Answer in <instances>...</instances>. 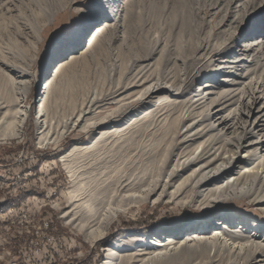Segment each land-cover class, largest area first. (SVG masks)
<instances>
[{
    "label": "rangeland",
    "instance_id": "374dc122",
    "mask_svg": "<svg viewBox=\"0 0 264 264\" xmlns=\"http://www.w3.org/2000/svg\"><path fill=\"white\" fill-rule=\"evenodd\" d=\"M102 1L0 0V105L14 114L25 101L29 110L19 134L13 114L0 126V264H104L109 246L117 249L115 264H243L239 244L251 245V237L264 236V175L248 178L233 196L208 208L192 203L191 186L171 195L182 179L161 199L162 190L150 197L147 190L164 174L177 131L184 134L192 122L203 129L209 123L203 120L207 110L214 123L228 115L235 122L246 120L241 112L249 109L238 100L250 91L264 93V0H117L115 9ZM96 18L95 25L87 24ZM254 44L259 46L246 52ZM85 51V59L56 77L49 96L51 141L43 143L37 125L42 75H53L59 62H73L72 55ZM50 57L55 60L49 73L42 74ZM15 66L34 75L15 78ZM139 72L170 91L158 92L143 105L125 101V86ZM204 85L214 94L200 96ZM230 91L236 96L221 110ZM263 104L264 97L254 110ZM83 111L82 122L74 125ZM237 132L227 130L226 137ZM258 137L247 140L259 143L255 147L264 155V139ZM180 147L176 154L194 146ZM72 150L79 182L64 165ZM239 155L244 158L246 152ZM248 162L245 158L223 181ZM122 185L132 197H115ZM77 188L86 195L97 192L100 200H85L80 209L73 196ZM256 196L263 202L255 203ZM220 220L225 225L216 226ZM48 222L56 248L46 238ZM188 232L201 237L218 232L219 240L163 260L157 257L162 247L149 244L156 237L183 238Z\"/></svg>",
    "mask_w": 264,
    "mask_h": 264
},
{
    "label": "bare ground",
    "instance_id": "6f19581e",
    "mask_svg": "<svg viewBox=\"0 0 264 264\" xmlns=\"http://www.w3.org/2000/svg\"><path fill=\"white\" fill-rule=\"evenodd\" d=\"M102 2L104 3V5H110V6L112 5L111 9H115L119 6L117 4V0H103ZM98 16L100 15L93 16L92 18H95ZM99 19L100 18L90 19L87 22V24L90 26H93L97 22H99ZM37 34L39 36V32ZM258 40L259 38L256 39V41ZM78 43H82V41L78 40ZM84 45L86 47L88 46L87 41H85ZM256 46H259V44H254L246 52L254 51V47ZM87 54L88 52L85 51V52H82L80 56H78V54L72 55L71 60L74 59L73 62H69V63L59 62L58 68H55V73L53 75L51 74V76H49L43 83L41 87L42 93L40 94L42 96V99L39 105L38 118H37V125L39 127V131H41L39 133L41 142L44 143L47 141H51V139L48 138V134L50 132L51 126L54 123L52 124L53 117H51L52 110L50 108L51 104L49 101V96L52 94L54 86L57 83L56 77L58 75L59 77L62 75L63 76L67 75V72L69 71L70 67L73 64L77 63L79 60L85 59ZM54 60L55 58L52 61L50 57V59L47 60L48 62H44L42 66V74L47 73V72L49 73V70L51 67V61L54 62ZM13 72H14L15 78H21V77L34 75L33 70L27 71L26 67L24 66H15V70ZM143 74L142 72H139L137 75L133 76L132 79L128 82V84L125 86V88L129 90V93L124 99L125 101L126 100H130V101L134 100L135 102L139 101L138 103L143 105L144 102H146L148 99H151L158 92L162 90H168L167 89L168 87L166 85H162L163 83L160 84L159 82L149 81L150 79L148 80L147 77L144 78L145 75ZM8 78L11 82L16 81L15 78H11L9 76ZM146 83H148V87L143 89V86ZM139 87H141L142 89L136 91L135 89ZM208 87L210 86L206 85L205 87H203L204 89H202L203 92L200 94V96L204 95L205 94L204 92L205 91L207 92V90L210 89ZM173 88H175L174 91H177V92L181 90V87L177 88V86L175 85H172V89ZM256 93H257L256 90L250 91L247 96H244L243 98L238 100V104L240 103L242 106L246 105V110L249 109L247 113L245 111L244 113L241 112V114L246 115L245 116L246 120L241 119V121L239 120L238 122H235V119L230 118V115H228V116H220L219 117L220 122L217 123L216 121L214 123L213 120H211L210 110H207L208 112L205 113L206 115L203 120L204 122L209 121V123L205 127L202 126L203 129L195 128L196 126H194V122H192L191 124L186 125L187 131L184 134H182L181 131H177L176 136L173 138L174 139L173 148L171 147L170 149L171 152L168 153V156L164 163L165 166L163 170L160 172L164 174H161L159 177L156 178L155 181L151 182L152 184L149 185V188L147 190V195L150 197V196L156 195V193L159 190H162L158 199H161L162 197H166L164 195L167 194L168 189L175 186V184L180 179H182L181 183L175 189V192H172L171 194L172 196L175 197L179 195L185 187L191 186L190 187L191 192H192L191 195L194 194L191 197L192 203H196L199 207H207V208L213 207V206L215 207L216 205H220L223 199L228 198V196L229 197L233 196V192L237 190L238 188H241L243 185H245L248 178L251 177V178L257 179V177L259 178L261 175H264V155L261 152H259L260 147H255L259 143H255L256 141L251 142L247 140L248 135H252V137H255L256 134L259 135L258 139H260L261 136L264 139V104L261 106L260 109L256 111L254 110L255 106L259 104L260 100L263 99L264 93H262L260 96H257ZM213 94L214 93H211V92L208 93V95H213ZM235 96L236 95L232 96L231 91L227 92L226 97H225V102L220 105L223 108L221 110H224L225 108L224 104L227 103L228 101H231ZM219 98L220 97L210 100L209 107H212L214 104H217L219 102ZM24 102L25 101H22L21 106L16 110V112H14V114L12 113L14 115L15 124H17L18 126L17 134L21 132V129L23 128L26 122V119L29 116V110L24 104ZM124 103L125 104L123 105V108L127 106V103L126 102ZM5 108L6 107H2V105H0V126L2 122L6 119L7 114H11L9 111L5 112L4 111ZM126 110L127 109H124L123 113H125L124 111ZM85 114H86V111H83L80 114L79 119H77L76 122L74 123V125H77L79 123L80 118L82 119L83 115ZM257 114L258 116L254 119V123L251 125L250 123L251 119ZM108 123L109 122H107V124ZM186 123L187 121L183 122L182 125H185ZM97 124L95 128L96 127L99 128L98 125H101L100 123L98 125ZM217 125L218 127H216ZM232 129L234 131L241 130V133L237 132L232 138L226 137L227 136L226 131L227 130L232 131ZM193 130L195 131L194 134H190ZM211 131L214 132L213 133L214 135H211V137H209L208 139L199 142L197 146L194 145V144H197L198 139L204 138L206 134L208 132L211 133ZM181 135H183L182 138H180ZM60 137L54 138L52 140L58 141V139L60 140ZM180 145H187L186 148H191L192 146L194 147L191 150L187 149L186 151L176 154V151H178L179 149H182ZM229 147H232L234 149H230ZM74 150H72V152H69L64 157L65 158L64 165L68 168L70 175L73 177V179L79 182L80 179L71 163V159H73L72 153ZM241 150H244L246 152V155H244V158L239 155V152ZM245 158H246V162L249 159L252 161V163L249 164L248 162V165H244L242 170H240L236 174V176L230 177V180H226V183H225L223 180L227 176H229V172L232 171L234 167L238 165L240 162H242ZM192 168H194V170ZM189 172H191L189 175L183 177L185 174H188ZM86 193L89 195H86L85 193L81 192V190H79V193H78V188L75 191H73V196L78 198V201H79L78 205L80 209L84 208L83 201L91 200L94 202L95 200L97 201V199H99L97 197L98 193L95 191L86 192ZM129 196L132 197L133 195H130L129 190H126V187L124 185H122L121 189H118L117 193L115 194V197H119L121 199H125ZM197 196H201L203 199L198 200ZM71 198L74 199L73 197ZM137 198L138 197H136V199ZM146 198L148 197L146 196ZM258 199L259 198L256 196L255 199H253V201L255 203L263 202L262 201L263 198L259 201ZM74 207L75 209L77 208L76 206ZM65 217L70 218V212H67ZM70 221H73V220H70ZM215 223L216 222H214V224ZM245 223L246 222L244 220H241V222H239L238 225H244L243 227L244 229L246 228ZM223 225H225V223H222L221 220L216 223V226H223ZM208 227H209V224L205 226L204 228H208ZM202 230H206V229H202ZM101 233H102L101 235L102 237L104 232L101 231ZM217 233L215 234V236L213 235L210 237L209 236L207 237V234L206 236L201 237L200 236L201 234L198 235V232L197 233L188 232L183 238L178 237V235L176 234L163 235L162 237H156L154 240L150 241L149 244L162 247V249H159L160 251H158L159 254L157 255V257H161V259L163 260L165 257L169 255H173V254L179 255L181 253H184V254L193 253L195 249L203 248L205 247V245L207 246L208 244H213L214 242L219 240ZM203 234H205V232ZM232 235L230 234L229 236H232ZM234 237H237V236H234ZM260 240H263V242ZM130 241H144V240L139 239V238H133V239H130ZM250 242H251V245L239 244L241 246L239 247V250H238V256L241 257L242 252H244L245 254V258H243L244 259L243 264H252V261H257L258 263H264V253H263L264 252V236H259L258 238H255V239L251 237ZM105 252H106V259H105L104 264H115L114 256L117 255V249L109 246L105 249ZM261 252L263 254H261ZM165 259H169V258H165ZM249 259H252V260L248 262Z\"/></svg>",
    "mask_w": 264,
    "mask_h": 264
},
{
    "label": "built area",
    "instance_id": "2783aa9c",
    "mask_svg": "<svg viewBox=\"0 0 264 264\" xmlns=\"http://www.w3.org/2000/svg\"><path fill=\"white\" fill-rule=\"evenodd\" d=\"M51 224H52L51 222H48V224H47V234H46V238H47V241L48 242H50L51 244H54L53 248H56L55 247L56 240H55V237L53 236L52 231H51V229L53 227ZM50 248H52V247H50ZM76 264H78V263H76Z\"/></svg>",
    "mask_w": 264,
    "mask_h": 264
},
{
    "label": "water",
    "instance_id": "95a60500",
    "mask_svg": "<svg viewBox=\"0 0 264 264\" xmlns=\"http://www.w3.org/2000/svg\"><path fill=\"white\" fill-rule=\"evenodd\" d=\"M49 76H51V74L48 75V76L42 75L39 91H41V87H42L43 83L45 82V80H46L47 77H49Z\"/></svg>",
    "mask_w": 264,
    "mask_h": 264
}]
</instances>
